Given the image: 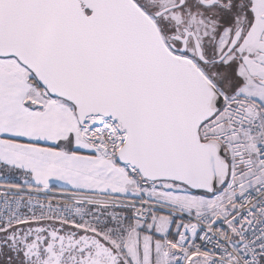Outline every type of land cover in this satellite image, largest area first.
Returning a JSON list of instances; mask_svg holds the SVG:
<instances>
[{
    "label": "snow or ice",
    "instance_id": "6c2138e0",
    "mask_svg": "<svg viewBox=\"0 0 264 264\" xmlns=\"http://www.w3.org/2000/svg\"><path fill=\"white\" fill-rule=\"evenodd\" d=\"M0 264H264V0H0Z\"/></svg>",
    "mask_w": 264,
    "mask_h": 264
}]
</instances>
